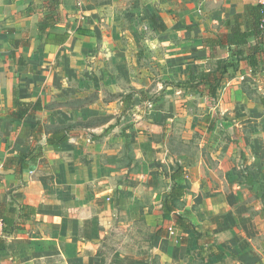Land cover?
<instances>
[{
    "label": "crops",
    "instance_id": "obj_1",
    "mask_svg": "<svg viewBox=\"0 0 264 264\" xmlns=\"http://www.w3.org/2000/svg\"><path fill=\"white\" fill-rule=\"evenodd\" d=\"M247 2L257 0H0V207L10 213L9 220L13 222L9 225L11 229L0 237V264H144L140 254L120 252L117 248L109 254L103 250V233L107 232L103 231L105 223L100 216L102 206L107 207L106 195L101 194L103 173L108 165L110 171L105 179L110 182L107 190L111 192L118 170L112 145L101 147L94 138L116 132L118 125L113 123L112 115L116 111H104L101 104L85 108L78 116L83 124L69 127L66 131L69 140L60 146L48 142L50 133L43 125L45 119L50 123L61 115L46 104L67 100L72 94L66 88L69 85H81L87 92L85 87L94 81L95 88L101 89L104 79L93 78L89 82L84 77L86 72L104 70L107 62L112 68L121 62L117 60L121 53L135 55L142 48L148 58L157 54L154 59L162 65L167 75L164 78L178 75L184 81L198 69H213L205 68L209 59L215 55L218 59L229 58L232 51L227 46H212L206 39L227 32L225 22L242 11ZM145 23L150 31L143 29ZM49 33H68L69 37L63 44H56L46 41ZM254 42L251 39L244 47L245 54ZM73 70L82 76L68 78V72ZM238 71L228 82L226 78L222 82L217 92L220 100L227 97L226 91L231 93L228 86L233 81L254 74L245 61ZM261 72L264 76V64L255 75L261 76ZM121 80L119 83L111 78L105 84L108 82L117 89L118 85L132 87L129 81ZM260 88L264 95V78ZM16 96L30 103L39 100L43 108L23 118L17 117L13 112ZM131 97L128 94L117 100L130 102ZM262 114L256 115L254 122L262 120ZM91 116L101 117L103 121L86 122ZM242 117L247 118V114ZM69 119L68 115L65 122ZM74 132L80 133V137L70 135ZM241 141L243 150L248 146L258 149L256 141L253 144L242 138ZM83 144L89 147L92 156L108 152L104 155L106 164L101 167L99 158H83L80 155ZM259 148L264 149V143ZM30 150L36 154L35 158L20 162V155ZM257 155L254 160L263 165L264 155H259V151ZM148 158L146 163L155 168L156 161ZM123 186L126 195L127 189L133 190L127 183ZM183 186L184 195L172 213L166 214L162 209L170 190L159 205V213L174 224L157 227L160 234L156 239L169 242L165 247L167 252H171L167 247H172L169 264H199L198 260L203 264H252L235 258L236 253L231 252L229 245L222 250L214 241V238L240 241L243 237L237 236L238 225H212L194 218L195 205L200 216L209 214L210 208L212 214L220 211V194L212 193L205 203L196 190L193 196ZM181 201L184 202L178 207ZM228 206L227 210L232 209L233 203ZM177 215L190 224L188 228L176 223ZM197 221L200 225H196ZM200 245L210 248L207 254L201 252V259L195 251Z\"/></svg>",
    "mask_w": 264,
    "mask_h": 264
},
{
    "label": "rangeland",
    "instance_id": "obj_2",
    "mask_svg": "<svg viewBox=\"0 0 264 264\" xmlns=\"http://www.w3.org/2000/svg\"><path fill=\"white\" fill-rule=\"evenodd\" d=\"M146 25L147 23L143 25V29L150 31V26ZM147 55L143 48L136 50L135 55L121 53L117 59L121 62L116 66L111 68L110 62H107L104 70L90 69L84 75L89 82L93 78H103L105 82L111 78L118 81L122 79L121 82L132 83V87L118 85V89L111 88L110 83L104 82L100 89L95 88L93 81L85 87V92L81 85H69L66 88L72 94L67 100L46 104L47 108L56 109L61 115L50 123L45 119L43 128L48 133L66 132L71 126L82 125L83 120L78 116L88 107L101 104L104 111H116L112 114L113 123L118 125L116 132L94 138L101 147L112 145V157L118 170L117 186L115 188V180L111 192L107 190L110 189V182L105 179L110 171L108 165L103 173L105 182L101 194L106 195L104 203L107 204V207L102 206L100 214L105 223L102 225L103 231H107L103 233V250L109 254L117 248L120 252L140 254L144 264H169L168 256L172 247H167L171 248V252H167L165 247L169 242L158 241L155 233L160 225H174L169 222L170 218L159 213V205L164 194L172 188V172L181 167L185 175L182 183L192 193L190 195L197 191L200 199L206 203L207 196L212 193L220 194V211L212 214L210 208L209 214L200 216L195 205L194 218L212 225H238L240 228L237 233V236L243 237L240 241H225L221 237H218L221 239L218 241L214 238L217 247L223 250L229 245L239 261L264 264V163L262 165L259 160H254L258 151L259 155H264V149L259 148L261 142L264 143V127L261 126L264 114L261 115L262 120H253L256 115L264 112V95L260 88V82L264 78L262 72L261 76L253 74L233 81L228 86L231 93L227 94L226 91L227 97L220 100L219 97L202 95L198 90L186 93L178 85L189 81V76L184 81L178 75H174L175 78H164L167 75L162 65L154 59L157 54L149 58ZM217 62L215 55L208 60L205 68H215ZM202 71L198 69L191 75L197 80ZM238 72L240 71L230 72L225 82ZM68 74V78L72 80L75 76H82L76 70ZM236 90L239 91L237 94L234 93ZM99 93L102 96H98ZM84 94L88 96L82 98ZM128 94L132 95L133 100L121 103ZM120 97L121 100H117ZM147 100L151 101L152 106L146 109L143 108V102ZM244 114H247V118L242 117ZM68 115L70 119L65 122ZM93 117L86 122L103 121L101 117ZM257 122L260 124L257 125ZM255 126L260 127L256 130ZM70 135L80 137V133ZM241 138L251 144L256 141L259 150L251 146L243 150ZM85 145L81 146L80 155L86 160L99 158L103 167L106 164L104 155L108 152L92 156L93 153ZM148 157L156 161L155 168L146 163ZM124 183L133 189H127L128 195L124 193ZM109 197L111 200H108ZM183 202H179L178 207ZM232 203L231 207L235 209L227 210V206ZM196 225H200V221ZM222 238L227 239L225 235ZM195 251L198 252L197 258L201 259V252L207 254L210 248H202L200 245ZM198 263L203 264L202 260H198Z\"/></svg>",
    "mask_w": 264,
    "mask_h": 264
},
{
    "label": "trees",
    "instance_id": "obj_3",
    "mask_svg": "<svg viewBox=\"0 0 264 264\" xmlns=\"http://www.w3.org/2000/svg\"><path fill=\"white\" fill-rule=\"evenodd\" d=\"M227 32L219 34L216 38H207L206 42L212 46H227L230 48L229 58L218 59L217 66L213 69L203 70L200 78L195 80L191 75L189 81L183 82L180 86L186 93L199 91L200 94H208L211 97H217V92L222 82L232 71H237L242 61H245L252 67V72L255 74L259 67L264 64V5L259 2H247L244 4L242 11L237 12L233 19H228L225 22ZM69 34L49 33L46 41L56 44H63L68 40ZM251 39H255V42L251 44L247 49V54L244 52V47H247ZM262 64V65H261ZM43 108L41 101L34 103L21 101L19 98H15L14 101V115L17 117H25L28 114H32ZM69 140L68 133L65 131H55L50 133L48 142L54 145H60ZM36 154H33V150L28 151L20 155V162L28 159H34ZM183 169L179 167L171 174V180L173 182L170 192L166 194L163 202L162 209L164 213H172L176 202L184 195L185 187L182 184L184 180ZM22 209H25V207ZM26 210V209H25ZM32 211V210H31ZM9 214L0 207V216L4 221V235L11 229L13 225L9 220ZM22 217L23 214H19ZM25 215V214H24ZM30 216V215H29ZM13 218V217H12ZM176 223L182 228H188L190 224L181 217L176 216ZM157 235L160 231H156Z\"/></svg>",
    "mask_w": 264,
    "mask_h": 264
},
{
    "label": "built area",
    "instance_id": "obj_4",
    "mask_svg": "<svg viewBox=\"0 0 264 264\" xmlns=\"http://www.w3.org/2000/svg\"><path fill=\"white\" fill-rule=\"evenodd\" d=\"M257 2L264 5V0H257ZM144 107L147 109L152 106V103L150 100L144 101ZM4 235V221L2 217L0 216V237Z\"/></svg>",
    "mask_w": 264,
    "mask_h": 264
},
{
    "label": "water",
    "instance_id": "obj_5",
    "mask_svg": "<svg viewBox=\"0 0 264 264\" xmlns=\"http://www.w3.org/2000/svg\"><path fill=\"white\" fill-rule=\"evenodd\" d=\"M41 142H45V140H42Z\"/></svg>",
    "mask_w": 264,
    "mask_h": 264
}]
</instances>
